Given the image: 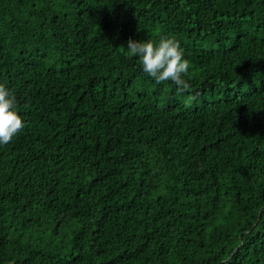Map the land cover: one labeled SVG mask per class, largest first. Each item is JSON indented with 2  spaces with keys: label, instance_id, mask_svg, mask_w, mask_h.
<instances>
[{
  "label": "trees",
  "instance_id": "obj_1",
  "mask_svg": "<svg viewBox=\"0 0 264 264\" xmlns=\"http://www.w3.org/2000/svg\"><path fill=\"white\" fill-rule=\"evenodd\" d=\"M0 83V264H264V0H0Z\"/></svg>",
  "mask_w": 264,
  "mask_h": 264
},
{
  "label": "clouds",
  "instance_id": "obj_2",
  "mask_svg": "<svg viewBox=\"0 0 264 264\" xmlns=\"http://www.w3.org/2000/svg\"><path fill=\"white\" fill-rule=\"evenodd\" d=\"M125 49L126 55L136 58L142 72L157 84L171 81L176 85L177 96L190 91L191 85L186 79L190 64L174 37L130 39ZM24 127L25 122L16 108L15 95L0 83V146L9 144Z\"/></svg>",
  "mask_w": 264,
  "mask_h": 264
}]
</instances>
